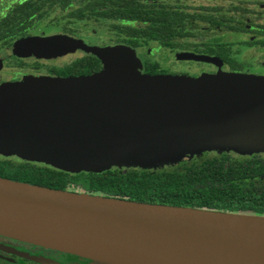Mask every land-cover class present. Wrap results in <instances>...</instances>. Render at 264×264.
<instances>
[{"label":"water","instance_id":"water-1","mask_svg":"<svg viewBox=\"0 0 264 264\" xmlns=\"http://www.w3.org/2000/svg\"><path fill=\"white\" fill-rule=\"evenodd\" d=\"M25 45L39 50V42L28 40L17 44L18 51ZM91 52L102 63L91 75L0 85V153L79 173L124 162L157 166L226 146H244L249 154L264 148V77L149 74L127 45ZM177 57L213 60L189 52ZM0 235L90 264H264V215L141 202L1 176Z\"/></svg>","mask_w":264,"mask_h":264},{"label":"trees","instance_id":"trees-1","mask_svg":"<svg viewBox=\"0 0 264 264\" xmlns=\"http://www.w3.org/2000/svg\"><path fill=\"white\" fill-rule=\"evenodd\" d=\"M119 2L122 5L116 7L87 4L69 15L82 17L87 11L94 16L117 20L115 27L127 34L121 41L129 45L140 43V36L145 37V41L153 39L170 44L169 20L153 6V2ZM123 22L144 24L131 26ZM101 68L97 56L84 57L57 74L65 77L91 75ZM144 72L162 73L159 67L148 65ZM208 151H202L201 155L185 153L176 157L175 163L151 167L114 165L99 172L79 173H69L43 163L0 158V176L54 189L141 202L264 215V161L235 159L226 150Z\"/></svg>","mask_w":264,"mask_h":264},{"label":"flooded vegetation","instance_id":"flooded-vegetation-1","mask_svg":"<svg viewBox=\"0 0 264 264\" xmlns=\"http://www.w3.org/2000/svg\"><path fill=\"white\" fill-rule=\"evenodd\" d=\"M74 1L75 0H0V84L4 82H16L20 80L23 75L31 74L32 71L27 69L20 71L16 67H33L31 64L28 65L29 59L37 57L39 54L42 55L45 52L58 55V48L60 49L64 45L75 50H80L85 55L75 59L69 64L60 66L55 64L50 66L45 65L44 67L52 68L42 69L41 73L39 72L40 74L51 77H65L57 74V72L65 67L73 65L81 58L96 57L95 54L88 52L89 50L86 46L80 47V42L77 44L81 39L78 36L59 30L45 32L43 35H38V33L34 32V24L49 16L55 8L64 12L65 17L80 19L85 13H90L84 11L82 17L71 16L69 13L87 4H99V6L103 7H116L122 5V2H119L120 0H88L83 5L76 7ZM138 1L146 4L153 2V6L169 20L171 29L170 44L165 45L159 42V40L153 39L145 41V37L140 36V43L129 45L121 41L123 38L127 37V34L124 32H121L124 34V37L120 38L117 44L127 45L137 50L146 45L147 42L154 41L161 47L174 49L173 57L178 63L191 62L196 64H214L218 67H226L228 71L232 72H244L255 75L264 74V0H231L232 3L229 6L224 5V0H217V5L199 4L200 10L197 9L199 10L197 13L189 11L193 6L192 3H188L187 0H171L169 4L172 7H168L162 0ZM227 11L229 14H226ZM193 21L214 26L218 30V33L212 35L208 39L202 40L200 42V47L198 46L194 50L182 49L180 48V40L183 37L191 35L188 24L189 22L193 23ZM123 23L131 26H141L144 24L140 22ZM54 38H59L60 41L54 43ZM28 40L39 42L38 52L33 53L29 51V45H25L18 51L17 44L21 41L24 42ZM136 50L135 54L141 62L142 72H144V67L147 65L160 67L157 62L143 59L140 52ZM186 52L205 55L213 58V60L195 61L177 57V54ZM8 67H12V69ZM36 67L42 66L37 64ZM159 70L162 72L159 74L169 73L167 70L161 68H159ZM235 159L264 161V153L254 152L252 154H240L239 156H235ZM22 245L23 244L20 242H14L6 236L0 235V264H40L26 257V250L20 248ZM39 248L40 247L35 245L28 246V249H35L29 254L34 257L46 254L42 252L44 250L38 251L37 249ZM66 257H72L74 263L77 264H90L87 259L81 260L77 256L60 252L53 253L52 258L63 264H71L70 260L66 259Z\"/></svg>","mask_w":264,"mask_h":264},{"label":"rangeland","instance_id":"rangeland-1","mask_svg":"<svg viewBox=\"0 0 264 264\" xmlns=\"http://www.w3.org/2000/svg\"><path fill=\"white\" fill-rule=\"evenodd\" d=\"M87 1L88 0H75L74 4L76 7H79ZM162 1H164V3H166L168 7L169 6L172 7L169 4L171 0H162ZM187 2L192 3L193 8L189 10L192 13L199 12L200 10L198 6L199 4L217 5L216 4L217 0H187ZM224 2H225L224 5L226 6H229L232 3L231 0H224ZM226 14H229V12L227 11ZM116 23H118V21L116 20L109 19V18H98V17H95L87 13H85L84 16L80 19L68 18V17H65L64 12H62L58 8H55L49 14V16L35 23L33 29H34V32L38 33V35H43L45 32H50L54 30L55 31L59 30L65 33L73 34L81 38L78 41L80 42V47L86 46V48L89 50L88 52H91L93 48L101 49V48L117 45V42H119V39L124 37V34L121 33L115 27ZM188 29L190 30L191 35L187 37H183L180 40V44H181L180 48L182 49L194 50L196 47L198 46L200 47V42L202 40L208 39L212 35H215L218 33V30L214 26L206 25L203 23L195 22V21H193V23L189 22ZM70 38L76 39L74 37H70ZM136 51L140 52L141 57L143 59H148L149 61L157 62L160 65L159 68L167 70L169 72L168 74H182V75L190 74V76H194V75L199 76L202 74H208V75H212V74L214 75L216 74L240 75L241 74V75H252V76L264 77V74L255 75L251 73L249 74V73H244V72L239 73V72L228 71L226 67H218L214 64H205V63L196 64V63H191V62L178 63L173 57L174 49L161 47L158 43L154 41L147 42L146 45H144L140 49H137ZM58 52H59L58 55L45 52L42 55L39 54L37 55V57L29 59L28 65L31 64L33 67H16L20 71L24 69L32 71L31 74H25L22 76L20 80H17V81H22L24 79H38V78H43V77H51L48 75L40 74L42 69L45 70V69L52 68V67H44L45 65L50 66L52 64H55L57 66H60V65L69 64L75 59L85 55L82 51L69 48L68 46H65V45L60 49L58 48ZM37 64L42 67H36ZM8 68L12 69V67H8ZM54 68H62V67H54ZM241 147H244V146H239V145L235 147L226 146L224 148L228 150L229 153H231L233 157L239 156L240 154L242 155L249 154L248 152H244L243 151L244 148H241ZM263 149L264 148H262L261 150H257V152L264 153ZM202 151H205V150H202ZM202 151L199 150L197 153L201 155L204 153ZM208 152L217 153L215 149H210ZM0 158H9L13 161L23 160L22 158H20L19 156L15 154L5 155V154L0 153ZM127 163L128 162L120 163V165L121 166L126 165ZM153 165L154 163L152 164V166ZM6 237L11 239L14 242L22 243L23 245L20 246V248L26 250L25 255L30 256V257H33V255H30V254L32 250H35V249H28V246H31V245L40 247L37 250L38 251L44 250L42 252L46 253L40 256H35V257H44L47 259L54 260L52 257H53V253L55 252L69 254V253H65L63 251L45 247L39 244L23 241V240L8 237V236ZM24 245L25 246L28 245V246H26L25 248ZM69 255H72V254H69ZM78 258L81 260H84V258H80V257ZM66 259L70 260L71 264H77V263H74L72 257H66Z\"/></svg>","mask_w":264,"mask_h":264},{"label":"bare ground","instance_id":"bare-ground-1","mask_svg":"<svg viewBox=\"0 0 264 264\" xmlns=\"http://www.w3.org/2000/svg\"><path fill=\"white\" fill-rule=\"evenodd\" d=\"M49 244L56 245L55 243H52V242H50ZM56 246L65 247V246H62L61 244L60 245L57 244ZM66 248H68V247H66ZM73 249H76V248H73Z\"/></svg>","mask_w":264,"mask_h":264},{"label":"crops","instance_id":"crops-1","mask_svg":"<svg viewBox=\"0 0 264 264\" xmlns=\"http://www.w3.org/2000/svg\"><path fill=\"white\" fill-rule=\"evenodd\" d=\"M7 83H12V82H5V83H2V84H7ZM2 84H0V85H2Z\"/></svg>","mask_w":264,"mask_h":264}]
</instances>
